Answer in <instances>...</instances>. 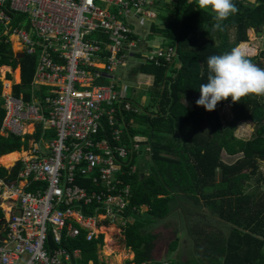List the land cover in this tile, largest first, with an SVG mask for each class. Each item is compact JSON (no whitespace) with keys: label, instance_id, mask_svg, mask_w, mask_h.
I'll use <instances>...</instances> for the list:
<instances>
[{"label":"built area","instance_id":"1","mask_svg":"<svg viewBox=\"0 0 264 264\" xmlns=\"http://www.w3.org/2000/svg\"><path fill=\"white\" fill-rule=\"evenodd\" d=\"M159 2L0 0L1 34L11 46L16 42L15 54L37 55L30 100L14 95L12 85L0 95L1 133L27 138L24 155L0 175V264H82L80 250L65 242L82 231L91 241L109 225L123 233L126 221L119 212L131 192L117 177L132 153L138 156L149 147H143L142 136H133L128 146L121 143L117 113H140L142 107L128 99V87L114 72L125 66L135 46L129 17L153 22ZM148 48L146 64L179 66L172 45ZM16 162L22 166L10 181ZM77 178L97 189L87 190ZM93 204L94 213L84 215Z\"/></svg>","mask_w":264,"mask_h":264},{"label":"trees","instance_id":"2","mask_svg":"<svg viewBox=\"0 0 264 264\" xmlns=\"http://www.w3.org/2000/svg\"><path fill=\"white\" fill-rule=\"evenodd\" d=\"M233 2L239 11L221 22L222 31H213L214 13L200 9L196 0H163L161 7L165 15L159 17L161 24H152L150 28L151 34L160 36L163 44L176 48L180 65L179 68L140 66V73L151 78L146 92L149 102L140 113L120 109L116 116L123 123H120L121 143L128 146L133 136L145 137L147 141L142 145L149 147L151 160L149 174L142 176L138 169H131L137 157L132 153L123 168L124 174L117 177L121 184L129 185L131 192L127 210L133 221L124 230V241L133 259L127 264L159 263L151 255L156 235L145 228L169 216L171 203L181 199L190 202L191 208L199 209L205 218L210 215L212 220L198 219L189 226L195 237L193 257L168 264H264V191L259 190L264 187V174L260 171L264 166V97L249 95L236 103L229 97L218 102L213 111L195 103L200 96V85L207 83L210 56L247 42L248 33L252 38L251 29L264 35V0ZM1 32L0 26V67L15 70L18 83L13 84L12 92L16 96L22 93L28 101L37 55L15 54ZM249 58L264 68V48ZM6 77L11 79L10 74ZM2 90L1 82L0 94ZM45 93L46 88L38 92L41 97ZM2 104L0 98V128L4 117ZM223 105L229 107L234 124L247 122L253 126L250 138H237L234 124H229L232 128L222 124L219 109ZM37 134L38 131L34 135ZM26 146L27 138L22 141L0 131V156L20 152ZM222 152L235 157L234 160L223 162ZM21 166L16 162L11 167L10 181L15 180ZM5 173L0 167V175ZM77 183L87 190L95 188L85 179L77 178ZM141 206L147 207L145 213L132 210ZM95 207V204L85 207L83 214L90 215ZM3 217L0 209V227ZM218 222L226 227V233L215 228ZM102 238L100 235L85 241L82 231L64 245L68 249H80L82 264L89 260L103 264L97 256ZM177 243L176 239L172 240L168 250L175 251Z\"/></svg>","mask_w":264,"mask_h":264},{"label":"rangeland","instance_id":"3","mask_svg":"<svg viewBox=\"0 0 264 264\" xmlns=\"http://www.w3.org/2000/svg\"><path fill=\"white\" fill-rule=\"evenodd\" d=\"M98 5L101 7H105L104 4H101L97 2ZM162 5V4H161ZM160 5V7H161ZM157 11V10H156ZM158 13V18L156 20L157 24H161L160 16L165 15V12L163 8H159L157 11ZM149 26L150 22L147 21H142V22H136L134 29L139 33V40L141 42V45H139L138 49V55L137 57H130L127 60V64L124 68L118 67L117 70L114 72L115 77L122 83L126 84V86L132 87V88H127V91H129L131 94H129V97L134 100V101H139V96L142 94L139 89H143L145 87H140L137 85L135 79L129 80L127 78V73L128 71L131 72V70L136 67V65L141 62V55L147 53V49L144 47L146 46H152L154 44H157L160 42L162 44V40L157 39V37H149L147 36V33L149 32ZM253 30V29H252ZM251 30L252 34V43H250L249 40V34H248V43L250 45H254L256 48V53L254 55H246V56H255L258 54L260 50L264 48V35H258L255 31ZM231 34H233V30L231 31ZM156 38V39H155ZM156 41V42H155ZM13 51L14 53H19V48L16 44V42H13ZM18 71V69H16ZM137 70V69H136ZM8 73V71H5ZM4 73L0 72V81H9L10 85L14 83H18V81L15 80L16 74L15 70L11 71L10 74L11 79L8 80L6 75ZM18 79H19V74H18ZM138 79L139 81H143V75L139 73ZM0 82V83H1ZM119 82V83H120ZM4 86V82L2 84ZM9 91V90H8ZM128 92V93H129ZM2 93L5 94V86L3 87ZM1 95V94H0ZM144 95H146L144 93ZM142 104V103H141ZM138 105V104H135ZM219 114L221 117L222 124L225 127L230 126L232 128L233 126L229 124H234V121L232 119L229 107L227 105H223L219 109ZM234 135L237 138L241 139H248L251 137L253 133V126L250 123L247 122H235L234 124V129H233ZM235 158V157H234ZM234 158H230L229 156L225 155L223 152L221 154V160L225 163H230L234 160ZM136 164L132 167V169L135 171L138 169L140 174L142 176L149 174V166L151 164L150 156L148 155V152L145 150L140 152V154L136 157ZM139 167V168H138ZM260 171L262 174H264V166L260 167ZM252 184V183H250ZM260 191H264V187L261 186ZM190 202L181 199L178 203H171V212L169 216H167L164 219L157 220L155 223L152 225L146 227V232H150L153 235H156V238L153 241V251H152V259L154 261H165L169 263L170 261H182V260H187L191 259L195 253L194 251V243H195V237L191 234L189 226L198 219H203L206 221H211L212 217L210 215L205 216L202 214V212L199 211L196 207L191 208ZM141 213H145L146 208L141 207L139 210ZM215 219V218H214ZM218 228L222 230L224 233H226V227L223 226V223H215V228ZM109 229H113L111 235H110V241L106 243L105 233H109ZM101 231V229H99ZM117 228L115 226H106L102 230V235H103V245L100 247L98 250V258L99 261L103 264H127V261H130L133 259V253L129 248L125 246V241H124V234L117 233ZM176 239L177 240V246L175 251L170 252L168 250V245L169 243Z\"/></svg>","mask_w":264,"mask_h":264},{"label":"clouds","instance_id":"4","mask_svg":"<svg viewBox=\"0 0 264 264\" xmlns=\"http://www.w3.org/2000/svg\"><path fill=\"white\" fill-rule=\"evenodd\" d=\"M196 2L200 9H210L214 13L216 23L213 24V31H222L221 22L239 11L233 0ZM207 68V83L200 85V96L195 101L197 106H203L206 111L215 110L218 102L229 97L233 103L249 95L264 97V68L254 64L239 47L210 56Z\"/></svg>","mask_w":264,"mask_h":264},{"label":"crops","instance_id":"5","mask_svg":"<svg viewBox=\"0 0 264 264\" xmlns=\"http://www.w3.org/2000/svg\"><path fill=\"white\" fill-rule=\"evenodd\" d=\"M162 1L163 0H160V2L159 3H155L156 4V7H157V4H158V8H156V10L158 11L159 10V8H161L160 7V5L162 4ZM238 1H241V0H238ZM248 1H250V2H253L254 0H248ZM129 22V25H130V27L133 29V31H134V35H133V38H134V42H135V46H134V49L130 52V55L127 57V59H126V64H127V60L130 58V57H137V56H139L138 55V49H139V45H141V42H140V40H139V33L134 29V26H135V23L137 22L134 18H132V17H129V20H128ZM152 24H155V25H157V26H159V24H157L156 23V20H154L153 22H150V26H149V32L147 33V36H149V37H157V39H159V37L160 36H158V35H156V34H151V31H150V28H151V26H152ZM252 30V29H251ZM252 31H254V30H252ZM249 34V33H248ZM258 34V33H257ZM249 37V36H248ZM161 38V37H160ZM156 39V38H155ZM252 39V38H251ZM250 39V37H249V40H250V43H252L251 41H253V40H251ZM156 42V41H155ZM159 43V42H158ZM248 43V42H247ZM250 43H248V44H250ZM241 44V43H240ZM239 44V45H240ZM162 45H165V44H163V42H162ZM238 45V46H239ZM237 46V47H238ZM146 49H147V52H148V50H149V48H148V46H144ZM253 47H254V45H253ZM256 49V48H255ZM261 51V50H260ZM259 51V52H260ZM258 52V53H259ZM256 53V52H255ZM131 59V58H130ZM144 60H145V54H143V55H141V62H139L137 65H136V67H134L132 70H131V72H129L128 71V73H127V78L129 79V80H131V79H135V81H136V83H137V85H139L140 87L142 86V87H145V88H143V89H139V91H141V95L139 96V101H134V100H132L130 97H129V94H131L129 91V93L127 94V97H128V99L131 101V102H133V103H136V104H138V105H140L141 107H145V105L146 104H148V102H149V98H148V96H147V94H146V92H147V90H148V87H149V84H147L148 82H149V80L151 79L150 78V76H147V75H144V74H142L143 75V81H139L140 79H138V76H139V73H140V66H142V65H144V64H146L145 62H144ZM176 63L177 64H179V62L177 61V59H176ZM126 64H125V66H126ZM37 65V64H36ZM149 65H153V64H149ZM180 65V64H179ZM125 66H122V68H124ZM153 66H155V65H153ZM161 66H164V65H161ZM170 66H172V67H174L173 65H170ZM2 67H7V66H2ZM156 67H159V66H156ZM1 68V67H0ZM8 69H9V71H8V73H11V69L9 68V67H7ZM176 68H179V66L178 67H176ZM137 69V70H136ZM35 71H36V68H35ZM7 72H5V74L4 75H6V74H8ZM17 77V76H16ZM9 80V79H8ZM15 80H16V78H15ZM119 81V80H118ZM120 82V81H119ZM121 83V82H120ZM2 84H3V82H2ZM15 84V83H14ZM32 84V83H31ZM12 86H13V84H11ZM126 85V84H125ZM10 86V85H9ZM128 88H132V87H129V86H127ZM144 93L146 94V95H144ZM20 94H22V93H20ZM142 103V104H141ZM137 136H140V135H137ZM143 137V136H142ZM26 148V147H25ZM25 148H23V149H25ZM24 152V150H22L21 149V151L20 152H17V151H14V152H11V153H8V154H6V155H2V156H0V167H2V168H4L5 170H6V166H9V165H11V164H13L15 161H13V162H10V163H8V164H4L5 163V159L3 158H1V157H4V156H7V155H10V154H12V153H23ZM4 164V165H3ZM10 167V166H9ZM9 171V170H8ZM6 173H7V170H6ZM5 173V174H6ZM97 188L95 187L94 189H92V190H89V191H93V190H96ZM129 200H130V198H129ZM141 207H145V206H141ZM141 207H139V209H137V208H133L132 210L133 211H138V210H140V208ZM146 208V210H147V207H145ZM94 209H93V211L91 212V214H93L94 213ZM98 212H99V210H98ZM119 213H122V215H123V217H124V220L126 221V223H125V225H124V227H123V234H124V230H125V228H126V226L128 225V224H130V223H132V221H133V218H131L130 217V213L128 212V210H127V207L125 208V209H123V210H121ZM3 219H4V217H3ZM124 222V221H123ZM109 226H113V225H109ZM108 226V227H109ZM2 227V226H1ZM1 227H0V236L2 235V229H1ZM101 231H102V229H101ZM114 232V231H113ZM226 232V231H225ZM100 235H102V234H100ZM99 235V236H100ZM103 236V235H102ZM124 237V236H123ZM105 240V239H104ZM102 241H103V238H102ZM102 247V246H101ZM100 249V248H99ZM98 249V250H99ZM80 250V249H79ZM81 252V251H80ZM98 256V255H97ZM99 259V258H98ZM91 261V260H90ZM132 261V260H131ZM161 261H159V263H160ZM158 263V264H159ZM131 264H134V263H132L131 262ZM145 264H152V263H145Z\"/></svg>","mask_w":264,"mask_h":264},{"label":"bare ground","instance_id":"6","mask_svg":"<svg viewBox=\"0 0 264 264\" xmlns=\"http://www.w3.org/2000/svg\"><path fill=\"white\" fill-rule=\"evenodd\" d=\"M15 43V42H14ZM240 49H241V51H243L246 55H254L255 54V52H256V49H255V47H253L252 45H250V44H248L247 42H242L239 46H238ZM5 71H9V69L7 68V67H1L0 68V72L1 73H4ZM9 85H10V82L9 81H4V86H5V92L7 93V92H9L8 90H9ZM3 86V87H4ZM3 94V93H2ZM1 94V95H2ZM134 104H136V103H134ZM22 155H24V154H22V153H12V154H10V155H7V156H4V157H1L2 159L4 158L5 159V163L4 164H8V163H10V162H13V161H15V160H17L18 158H20ZM3 164V165H4ZM109 232H110V234L108 233H105L106 234V236H105V241H106V243H108L109 241H110V235H111V233H112V231H113V229H109L108 230Z\"/></svg>","mask_w":264,"mask_h":264},{"label":"water","instance_id":"7","mask_svg":"<svg viewBox=\"0 0 264 264\" xmlns=\"http://www.w3.org/2000/svg\"><path fill=\"white\" fill-rule=\"evenodd\" d=\"M258 35H261V33H260V32H258Z\"/></svg>","mask_w":264,"mask_h":264}]
</instances>
